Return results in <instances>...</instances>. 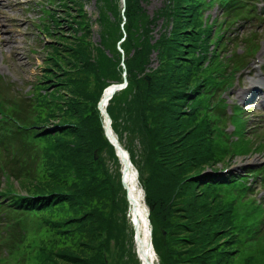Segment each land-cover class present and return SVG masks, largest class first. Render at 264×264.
<instances>
[{
    "label": "trees",
    "instance_id": "trees-1",
    "mask_svg": "<svg viewBox=\"0 0 264 264\" xmlns=\"http://www.w3.org/2000/svg\"><path fill=\"white\" fill-rule=\"evenodd\" d=\"M97 1L100 42L93 44L89 20L81 16L84 0H51L37 27L52 39L43 44V73L28 112L24 101L0 97L6 110L0 121V264H29L35 255L39 264H111L115 240L123 259L126 216L118 221L121 207L103 154L109 149L117 157L97 108L105 87L123 82L117 48L123 16L121 0ZM217 4L227 16L243 8L240 0H167L151 17L140 0H126L121 47L128 86L108 112L121 143L132 127L147 138L150 176L142 184L159 264H264V200L248 186L249 177L264 185V166L218 174L253 149L247 125H238L236 142L220 125L223 106L213 103L225 84L224 68L234 66L220 52L222 26L205 15ZM158 19L164 32L153 43ZM153 53L156 69L150 68ZM40 140L48 144L36 156ZM256 151L264 153V144ZM61 239L68 243L56 247Z\"/></svg>",
    "mask_w": 264,
    "mask_h": 264
},
{
    "label": "rangeland",
    "instance_id": "rangeland-1",
    "mask_svg": "<svg viewBox=\"0 0 264 264\" xmlns=\"http://www.w3.org/2000/svg\"><path fill=\"white\" fill-rule=\"evenodd\" d=\"M167 0H140L141 6L147 11V14L151 17L155 16V13L159 11L166 3ZM84 12L95 24L98 18V9L101 4L97 0H84ZM48 5L47 0H0V92L8 97V100L12 102L14 99L24 101L32 97L35 84L39 83V78L42 76L44 67V55H46V49H43L44 43L50 41L52 38L45 33H42L37 25L41 21L43 16V9H46ZM122 5L120 4L119 7ZM58 13H63V9L58 8L55 5ZM261 15L258 16L254 23L253 29H247L240 35V45L242 47H235L232 43L228 44V51L237 49V52H241L239 56L248 57L245 63L242 73L237 75L238 71H234V83L233 86L226 92L217 90L216 95L213 96V103L220 104L221 99L227 100L229 108L227 110L228 115L232 112V107H241L245 117L249 119L248 131L246 132L247 140L249 141L252 151L248 154L249 158L238 157L234 163H248L253 165V169H259L264 166V153L257 152L256 148L260 144H264V95L255 97L253 90L257 86L264 87V6L259 7ZM213 18L216 16L221 18L223 15L219 13L216 15V10L210 11ZM108 16L112 20H116V15L113 11L108 12ZM158 26L153 27L152 36L154 38L153 43L159 38L164 30L161 29V23L163 19H158ZM91 37V41L95 43L100 42V34L96 32ZM252 33H256L255 43L257 44L251 52L247 51L246 45L243 44V39L246 36H251ZM245 50V51H244ZM106 53H111L110 49H106ZM257 53V54H256ZM254 54H256L254 56ZM254 56V57H253ZM152 65L150 68L156 69L157 63L156 53L151 55ZM250 58V61H249ZM252 60V61H251ZM243 64V63H242ZM225 75L231 77V69L224 71ZM227 79V78H226ZM111 82L112 79H107ZM222 104V103H221ZM220 104V105H221ZM28 110V107L26 106ZM242 109V110H243ZM227 116V115H226ZM228 117V116H227ZM1 118V115H0ZM120 123H123L124 116L120 117ZM220 125H225V130L229 132L233 130V124L224 122ZM131 134L129 131L122 132V144L125 149L131 154V150L136 155V164H142V168H135L138 170L139 186L143 190V180H146L150 176V167L146 163V152L144 146L147 143V138L138 130L132 127ZM224 130V132H225ZM48 144L44 140L38 141V144H34L33 154L37 156L38 149ZM232 148V146L230 147ZM107 168L112 176V182L117 194V202L120 204L121 211L118 213V221L121 222V218L126 216V223H120L121 232L120 237L125 235L123 246L124 255L123 259L120 258V251L118 249V241L115 240L110 244V261L111 264H138L136 255V245L134 241V227L128 217L127 210L123 211L122 208L126 207L124 201L126 200L127 209L128 202L126 199V191L123 186L121 187V164L118 159H114L109 153V149L105 150L103 154ZM224 158V159H228ZM40 168V167H39ZM18 184L16 185V187ZM121 188V189H120ZM122 199L124 200L122 202ZM145 200V199H144ZM50 233L48 229H44L41 234L47 235ZM68 242L61 239L56 244V247H62ZM70 244V243H69ZM40 256V255H37ZM36 255L31 258L29 264H39ZM158 263V262H157ZM22 264V263H18Z\"/></svg>",
    "mask_w": 264,
    "mask_h": 264
},
{
    "label": "bare ground",
    "instance_id": "bare-ground-1",
    "mask_svg": "<svg viewBox=\"0 0 264 264\" xmlns=\"http://www.w3.org/2000/svg\"><path fill=\"white\" fill-rule=\"evenodd\" d=\"M131 171V168L124 171L123 182L128 187L131 210L135 213L134 219L138 221L139 255L143 259V264H152V261L156 264L153 258V249L150 245V224L147 218L148 210L143 200V190L139 186L136 171Z\"/></svg>",
    "mask_w": 264,
    "mask_h": 264
},
{
    "label": "water",
    "instance_id": "water-1",
    "mask_svg": "<svg viewBox=\"0 0 264 264\" xmlns=\"http://www.w3.org/2000/svg\"><path fill=\"white\" fill-rule=\"evenodd\" d=\"M125 81L127 82V79H125ZM123 87L124 86H119V85L114 86L112 92L110 94H108V95L105 96V100H108L109 98H111L115 92H117L118 90H120ZM100 109H101V112L105 116V119H106V126H105L106 136L108 138L112 139V141L114 142V146H115V148H116V150H117V152L119 154V158H120L121 164L124 167V170H129L130 168L132 170V165L130 163V160H129L127 154L122 149V147L120 146V144L117 141V139L111 134V120H110L107 112L102 108L101 105H100ZM124 186H125V188H127V186L125 184H124ZM134 224H135L136 235H137V233L139 231L138 221H135ZM138 242H139V237H138V240H137V244H138ZM150 245L152 246L151 238H150Z\"/></svg>",
    "mask_w": 264,
    "mask_h": 264
}]
</instances>
